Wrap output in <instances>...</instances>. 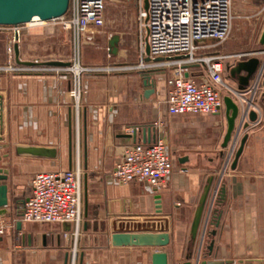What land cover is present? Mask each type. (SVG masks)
<instances>
[{"label":"crops","instance_id":"obj_1","mask_svg":"<svg viewBox=\"0 0 264 264\" xmlns=\"http://www.w3.org/2000/svg\"><path fill=\"white\" fill-rule=\"evenodd\" d=\"M234 2L238 14L256 24L259 48L225 51L222 47L219 51L232 54L264 50V0ZM12 38L11 33L0 34V67L7 65ZM110 41L107 55L101 48L83 46L82 65L137 63L110 61L109 56L118 57L110 53ZM16 44L22 62L62 67L75 53L71 35L38 24L22 25ZM16 44L12 48L13 63L22 65L16 59ZM256 57L263 63L264 53ZM51 62L63 65L48 64ZM238 62L225 64L224 79L235 91L250 90L257 73L248 87H242L231 76ZM203 70L195 67L192 74ZM167 77L168 71L155 70L88 75L77 121L69 95L70 74L0 73V171L7 174L9 189V205L0 215L7 225L0 239V264H152L155 249L114 247L111 234L118 225H141L150 231L156 229V223L164 225L171 235V243L164 250L169 264H184L189 255L192 264L198 260L210 264H264V79L254 98L250 93L242 99L224 92V97L233 98L241 110L237 141L233 139L224 148L228 128L225 104L215 115H172L166 102ZM251 111L257 114L254 122L249 119ZM245 123L249 127L243 129ZM244 136L248 139L233 170L235 153ZM158 138L164 141L173 163V173L166 183L156 189L138 181L118 184L111 175L125 150L136 144L151 145ZM41 148L56 154L38 156L30 152ZM78 166L84 173L83 221L78 235L75 226L68 223L23 222L34 176ZM210 179L211 192L193 241L195 211ZM222 186L225 199L217 205ZM165 215L167 218L162 219ZM217 219L219 227H215ZM212 241L215 244L210 250Z\"/></svg>","mask_w":264,"mask_h":264},{"label":"built area","instance_id":"obj_2","mask_svg":"<svg viewBox=\"0 0 264 264\" xmlns=\"http://www.w3.org/2000/svg\"><path fill=\"white\" fill-rule=\"evenodd\" d=\"M135 1L139 8L138 23L144 33L136 64L82 65L80 51L83 39L87 34L105 26L107 0H71L66 16L50 22L35 20L32 23L50 25L52 29H59L72 36L75 53L69 64L62 67L43 65L38 61L32 65L14 64L12 48L19 42L21 26H0V34L13 35L7 65L0 67V73L70 74L72 87L69 95L77 121L84 96V79L88 75L168 71L166 102L172 115L218 114L223 109L226 91L235 93L242 99L249 93L255 97L260 82L264 79V70L257 72L254 86L250 90L235 91L224 79L225 64L228 61L248 60L259 55V52L224 54L219 51L231 34L233 0ZM195 67L202 68L205 72L192 74ZM172 173L173 163L166 152L164 141L158 138L151 145L136 144L128 147L111 176L121 185L138 181L156 189L165 184ZM83 174L79 166L36 174L22 221L37 224L68 223L75 226V234L78 235L83 221ZM155 228L160 230L164 225L156 223ZM6 230L7 225L0 220V239Z\"/></svg>","mask_w":264,"mask_h":264},{"label":"water","instance_id":"obj_3","mask_svg":"<svg viewBox=\"0 0 264 264\" xmlns=\"http://www.w3.org/2000/svg\"><path fill=\"white\" fill-rule=\"evenodd\" d=\"M147 4V3H146ZM71 0H0V26L18 27L22 25L32 24L35 20L40 22H50L66 16L69 12ZM18 39V37H16ZM119 36H114L109 43V51L113 55H117L119 52ZM261 44L264 45V31L261 37ZM259 54L264 53V50L258 51ZM16 59L19 64L32 65L31 62H22L19 58V45L15 46ZM50 65H63L60 62H51ZM264 70V61L258 57H252L248 60L239 61L238 64L231 70V76L238 79L239 84L242 87H248L252 77L259 71ZM245 72L246 75H241ZM224 104L226 109L227 119V132L224 138L223 147H228L229 143L233 139H236L240 134V129H237V119L241 113L239 105L230 96L224 97ZM2 97L0 96V134L2 133ZM249 119L251 122L257 120V114L254 111L250 112ZM249 127V123L243 125V129ZM136 136L137 131H133ZM248 137L244 136L241 139L240 146L238 147L235 158L233 160L231 168L235 170ZM1 140V139H0ZM35 155L38 156H54L56 152L50 149H31ZM8 180L7 174H3L0 171V215L5 213V208L9 205V189L5 183ZM212 180L210 179L208 184L204 188V192L201 196L199 206L197 207L191 227V238L193 241L197 239L199 229L201 226L202 218L205 212L208 197L212 188ZM225 199V187H221L219 205ZM215 227H219V219L216 220ZM216 231L212 232V235H216ZM171 243V235L164 228L160 230H147L142 228L141 225H134V228L128 225H118L113 228L111 234V244L117 248L123 247H143L155 249L152 255V264H169L168 254L165 250ZM215 242L212 241L210 250H213ZM188 260L184 264H192L190 255ZM196 264H210L207 262L197 261Z\"/></svg>","mask_w":264,"mask_h":264},{"label":"rangeland","instance_id":"obj_4","mask_svg":"<svg viewBox=\"0 0 264 264\" xmlns=\"http://www.w3.org/2000/svg\"><path fill=\"white\" fill-rule=\"evenodd\" d=\"M234 1V0H233ZM236 3H233V21L232 30L229 39L221 45L225 51L249 49L252 47L259 48L256 24L251 20L243 18L235 9ZM139 8L135 0H107L105 12V26L87 34L83 39V46L101 48L106 55L108 53V42L113 36H119V53L118 57L109 56L110 61L116 59L119 63H128L138 61L140 55V40L144 37L143 31L138 23ZM253 25V26H252ZM45 28L52 29L50 25ZM95 53L93 50L91 51ZM115 61V62H116ZM124 64V63H123ZM167 218V216H161Z\"/></svg>","mask_w":264,"mask_h":264}]
</instances>
